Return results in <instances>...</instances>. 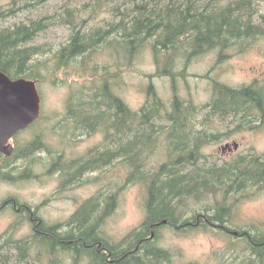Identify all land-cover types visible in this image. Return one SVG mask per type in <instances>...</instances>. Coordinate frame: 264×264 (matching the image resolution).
<instances>
[{"label": "trees", "instance_id": "obj_1", "mask_svg": "<svg viewBox=\"0 0 264 264\" xmlns=\"http://www.w3.org/2000/svg\"><path fill=\"white\" fill-rule=\"evenodd\" d=\"M34 1L35 0H8L5 3H2L0 0V21L9 16H16L21 10L32 6ZM163 1L168 4L171 3L172 0ZM255 1L256 0H231L227 5L217 9L214 13H212L213 11L208 12V10L207 12H201V9L199 10L198 5L195 3L188 7H184L181 2H177L173 7H171V12L176 10L178 11V8H180V11H178L179 13L177 12L176 14H181L183 18H181L179 15H175L172 22H168V19H165L153 27L152 30H149L148 27L143 29L144 23H141L140 21V16L145 11L144 7H138L137 9L128 13L126 17L119 14L117 8H113L111 9L113 16L118 14L121 15V17L118 18V22H115L114 24V30L117 32L122 28L125 30L132 29L133 35L130 36L129 34L128 39L129 37H132V39L134 38L129 42L126 41L125 45L120 40L121 36L118 37V40H115V43L111 49L113 51V56H115L113 59V65L115 67L119 66L120 58L125 57L127 64L130 67L132 65V59L137 55V53L143 50L146 46H149L151 51L154 53V58L156 60L155 74L168 75L171 77V79H174L176 76L174 68L176 67L178 60L181 58L171 57L170 53H166V51L169 49H165V37L170 38L165 40L173 44L171 47L173 52L176 49L188 51V49L192 47L193 43H195V40H197V43H195L196 45L198 44V46H200L202 43H206L205 45H207V47L204 49L210 50L217 47L219 50L237 46L241 51L249 46L253 47L260 39H264V13H258L260 9L256 10L257 8L255 9L252 7ZM206 3L211 5L205 8H212V6L217 5L218 0H206L205 4ZM26 5L28 7H26ZM81 12V9L64 10L61 13H55L54 15H46L30 21L28 20L27 22H19L0 27V71L6 73L13 79L23 77L32 79L36 81V83L45 81L46 74H49V77L54 79V82L55 79L59 81L62 78L57 77L56 71L60 69H69L72 65L75 66L76 71L78 64L83 62L75 61L74 59L76 58L74 57L77 55H81L82 57L83 54L87 53L86 51L89 50L91 54L95 53L94 44L98 42L96 41L97 39L92 37L90 29L84 30L82 28L87 19L82 18ZM96 13L97 8L93 7L92 10L89 11L88 17H92ZM255 16L257 20L253 22L252 18H255ZM52 17L54 20H52ZM46 18H49L51 23L59 22V24L67 25L69 27L68 38L63 43H61L58 48H52L49 44H31L30 47H26L28 42H32L37 34L47 28V25L50 24L46 21ZM179 18L180 20L177 22ZM42 23L45 24L44 27L42 26ZM176 23L185 26L178 28L177 34L172 36L170 31L173 27H175ZM186 24L189 26L188 29H185ZM149 34L151 36L157 35L158 38L154 41H151L149 40L151 38ZM181 37H183V40H179ZM202 38H204L205 41L200 40ZM228 41L231 42L226 43ZM204 49H200L195 52H201ZM220 51L221 50H219V52ZM219 54L221 55V52ZM40 57L45 58L42 65L40 64L42 59ZM91 60L92 57L86 55L87 63ZM46 64L49 67H47ZM90 67L91 69H82L84 77L87 81V85H84L83 83L82 85H78L76 90L69 91L67 101L70 102L75 100L77 93L80 95L84 93V90L82 89L84 87L90 89V92L86 98L94 99L98 97L96 92L100 95V97L107 95V93H112L113 95H111L114 97L115 101L120 103L122 108L126 111V113H128V116L126 119H121V112L119 116H115V118L111 120L110 127L115 128L117 134L119 135L122 130L121 127L124 125L123 122H126L127 139L129 136L138 138V136H135V134L138 133L137 131L141 128L140 125L143 122H145L144 124L148 123L144 118V115L148 112V110L150 111L151 109L158 107V112L161 114V116L163 115L164 117L168 118L166 115L167 113L175 110L176 106H181L177 101L173 103L171 110L165 113L161 109V107H164L163 103L155 99L143 109H141L139 114L130 113L122 100L116 96L112 90H110L111 81L108 83L106 78L97 77V66L95 64H92ZM178 75L185 76V74L182 73ZM203 76L208 77V75ZM113 79H116L115 76ZM256 83L257 81L246 86L231 87L220 81L213 80L212 96L205 106L206 111L204 110V113H206L207 116H210V114L223 116L224 118L220 119L219 121L231 118V123H233V117L235 113L240 111L243 116V121L239 124H234L235 126H233L232 131H239L241 129L246 130L248 126H251L248 122V117L250 115L253 116L258 114V116L264 120V113L262 109L264 107V99L259 97L261 93H264V87H262L263 85L257 86L255 85ZM230 93H234L235 95L240 94L241 100L237 104L230 103V101L226 98L230 97ZM183 108H187L190 114H194L198 111V109L191 102H189L186 107H181L182 110ZM163 109L166 110L165 108ZM253 120L255 121L254 117L251 119V121ZM202 121L204 122L203 119ZM198 123L201 124L202 122L198 121ZM172 129L174 128L172 127ZM183 129L184 128H181V131L179 130V132H177L178 130L175 131V139L177 143V145L175 143L177 146L176 149H174L173 144L170 143V140L163 136L160 139V142L163 143V146L159 147V150H157L158 148L156 149L155 146H152L154 151L152 150L146 152L145 156L141 160H138L139 164L141 163L146 165L152 156L159 157L162 163H157L154 166H151L153 167L151 169H153L154 172L146 170L144 175H137L135 168L137 165V159L134 158L132 160L128 157L127 169L129 173V179L135 177L136 182L144 184L147 193L145 198L146 216L139 226L126 234L120 241H113L107 234L103 232L101 228V220L107 216L106 211L108 210L109 212H112L111 208L115 206V202L113 201L114 197L108 198L105 203H100L101 200L99 197L93 196L87 200H84L79 205L77 210L64 223H60L59 225L45 226L47 234L43 233L41 235L33 232L30 237L25 236L16 238L13 236L12 231L7 230L5 233L0 235V246L9 245L16 247L19 253L17 261L19 262L22 257H24L31 249H33L34 245H37L38 247L40 245L47 246L44 244H48V246L54 245L49 244L53 242H50V240L53 239L59 241L60 244L66 249L71 248L68 246V244H71L72 241H74V238L77 237V232L81 238H84L88 241L89 247H81L79 250H74V253L71 254L73 257L72 264L80 263L81 255L83 253H86L87 258L91 261H100L99 264H107L108 259L111 260V262L118 260L119 255H121V258L124 259L142 255L146 260L143 262V264H148L147 262L150 257H156L159 259L162 258V260H164L166 263L173 264L171 252L164 250L162 247L157 245L154 240L149 241L144 239V237H146L149 232L155 228V224L157 222L160 220L162 221V219L167 217L163 215L169 211L170 208L168 205L173 206L174 210L176 208L178 209L179 203L177 202V197L175 195L186 192L184 194L185 197H195L194 195H197L195 194L196 192L190 190L199 189L201 197H212L224 189L226 191L225 197H223L221 200H214L216 203L213 204L209 209L206 207L201 208V212L204 215L203 217H199L200 225L207 229H210L211 227H219L221 230H227L231 235L233 231H238L237 237L239 238L233 237V235L230 236L227 233L226 234L231 238H234L232 242L236 240L244 241L248 252L251 249L255 255L256 259L254 258V261L262 258L263 252H261V248L259 247L260 244L257 241H254V239L253 243L250 241V229L247 227V225H232L236 214L231 206L227 204V198L229 197L231 189L236 190L234 188L235 185L239 187L243 186V188L247 187L248 185H255V191L264 190V176L260 177L259 180L261 182L263 181L262 184H252L248 181L249 173H252V171L257 168L256 165H260V162H264V153L261 155H255L254 157L250 156V158L253 160V162L250 164L242 163L243 160H246V157L237 156L234 160L226 161L220 170L210 169L211 167H196L193 172L182 176H180L178 169L172 170V174L175 176V178L171 180H165L162 178V172L167 166H171L175 162V154L179 153L181 155L182 159L178 160V164L180 166L185 164L190 167L189 163L192 164L198 162L199 158L203 156L202 151L205 145L207 146L210 143L218 141V138L221 135H227V133H224L217 137H206L204 134L200 133L202 132L201 130L193 129L194 134H196L193 137L188 135V133L185 132V129ZM150 135L151 133L147 135L148 138ZM36 145L37 143L34 142L28 146L34 147ZM181 146H184L188 151H178L180 150L178 148ZM129 151L133 150L131 149ZM157 154L160 155L158 156ZM10 172L11 170L6 172V174H10ZM259 172H264V168L259 169ZM0 173H3L2 169H0ZM239 195L240 197L236 196V202H239L242 200L241 198L244 197V193L242 192L239 193ZM3 203L10 204L15 210L18 208L22 213H29L30 211L33 217V220H30L32 225L37 223L35 217L38 218V220L41 219L37 215V206L35 208H31L30 205L21 203L14 198H7ZM102 205L104 206V210ZM220 208H222V210ZM94 216L95 219L93 220ZM257 226L259 228L258 224ZM57 228H63L65 232L63 236H58L59 238L53 234ZM70 229H72V231ZM96 233L103 239L102 252L105 253L101 254L99 257L92 255L95 254V252L90 253V247L94 243V236H96ZM20 239H24L25 241H20ZM20 243H23V245H20ZM232 248H234V258L232 259L233 263L238 264L236 257L239 255L236 253L235 242L233 243ZM105 249L106 252H104ZM135 251L136 254L133 253ZM131 253L133 255H131ZM84 257L86 256H83L82 258ZM34 258L41 260V255L38 254V256H35ZM48 260V264H54L52 262V260H54L53 258H48Z\"/></svg>", "mask_w": 264, "mask_h": 264}, {"label": "rangeland", "instance_id": "obj_2", "mask_svg": "<svg viewBox=\"0 0 264 264\" xmlns=\"http://www.w3.org/2000/svg\"><path fill=\"white\" fill-rule=\"evenodd\" d=\"M6 1L8 0H1L2 3H5ZM129 1L131 0H45L42 4L37 5L32 9H23L18 12L16 16H9L4 20H1L0 27L23 21L25 22L29 19H36L46 15L49 16L54 15L55 13H61L64 11L65 7L82 10V18L87 19L82 27L84 30H87L94 25L106 27L108 21L111 20L109 19L112 16L111 9L120 8L123 10L124 6L128 5ZM222 2H224V0H218L217 4L221 5ZM93 7L97 8V10L99 9V11L95 16L88 17L89 11H91ZM252 7L255 9L257 8L256 10L260 9L258 13H264V2L262 0H256ZM113 19L114 22L118 21L114 16ZM252 19L253 22L257 20L256 16ZM68 34L69 27L67 25H53L47 30L39 32L34 40L27 45L49 44L52 48H58L59 45L68 38ZM116 35L121 36L122 34L117 31ZM157 38V35H154L151 36L149 40L154 41ZM179 40H183V37ZM229 52H232L233 54L231 53L223 63L216 66V69L213 71L214 74L211 73V71L209 72L211 73V79L217 78L231 86L249 84L255 78L260 81L264 80V39H260L251 50L247 51L246 54H236L234 49ZM152 53L150 47L146 46L132 59V65L130 67L127 64L121 78L111 80L112 92L122 98L129 108L139 107L142 100L145 99V93L148 92L150 86H152L153 90H158L164 99H168V97L172 96L169 76L154 75L153 78L147 76L148 73H154L155 61ZM214 54L215 53L210 50L194 56L193 60L183 70L181 66L184 65V59H179V65H176L175 72L178 74H185V76H176L177 92L184 98L189 97L190 101L197 106L206 103L210 98L211 82L202 79L197 75H204L206 70L211 68L210 65ZM114 57L115 56L110 57L109 59L105 52L98 53L95 58H92L87 64L89 66L95 64L97 66L96 73L99 74V72L103 70L102 68L106 61L113 63ZM74 58H76L74 59L75 61H79L81 55H77ZM70 67L71 68L69 69H60L56 71L57 77L70 76V71H74L75 66L72 65ZM46 76L49 77L50 75L46 74ZM70 80V86H73H71V89L63 84L57 86L52 83L41 84V86L38 84L37 88L40 95V116H43V122H45L48 117H54L56 112L63 110V104L65 100L68 99L69 91L76 90L78 85H82L83 83L84 85H87L85 77L81 78L76 74L73 75V79L70 77ZM82 89L84 90V93L81 95L77 93L75 100L80 99L81 97L84 101L92 100L91 98H86L90 89H87L86 87ZM201 114H203V112L199 113V116L197 117L198 119L199 117L201 118ZM223 121L225 123V121L228 120ZM39 123L40 121H37L29 125L26 129L20 131L19 135L23 134L21 135L23 138H28L30 137L29 135H34L39 129ZM188 125H191L193 129L197 128L193 126V123H189ZM219 127L221 131H228L226 125H219ZM18 136H16V138ZM232 136H234L236 142L240 143L237 148L238 152L234 155H244L246 153L253 154L255 151L263 153L264 127L259 130L250 129L237 131L234 132V135L224 139L218 138L216 143H212L204 148L206 153L211 154L209 158L210 160L217 164H223L224 159H230L231 156H227V154H232L233 150L222 149V147L226 142L231 143ZM99 137L100 135L95 136L96 142L99 140ZM234 155L232 154V156ZM202 161L203 159H199L198 163ZM157 163L161 164L162 161H160L159 157L152 156L145 166L153 168L151 166ZM42 168L41 164L36 163L33 166L34 173H42ZM115 170L116 171L112 175L114 178L112 179H110L108 175V169L105 170L106 172H103L104 175L108 176L105 177V180H109L110 183H116L111 189H118L120 194L117 198L118 202L114 208V212L104 220L102 229L111 239L119 240L143 220L145 215L143 204L146 191L144 184L140 182L125 185L124 182H122L125 172L118 168ZM99 175H101V171L98 169L91 174L92 180L95 176L98 177V179L71 188L70 192H66L64 189H59L56 182L61 180L46 175L22 181H4L0 179V200L8 195H16L22 201L35 204L41 203L50 198V200L46 201L40 208V214L48 222L57 223L67 219L75 211L81 200L87 198L91 194L97 193L100 187H107L105 181L101 179L104 177H99ZM121 176L122 180L120 179ZM82 179L87 180L86 175ZM118 184L122 185L121 190L119 189L120 187H117ZM56 192H58V195L53 196ZM237 197H240V195L238 194ZM241 199L242 200L237 202V208L233 209L236 215L232 225L242 226L257 223L262 229H264V191L260 190L249 198L244 196ZM197 211H202V209H198ZM14 215L16 214L11 208H6L0 211V234L3 233L9 225L15 222L16 218ZM29 226L30 225L27 221L20 220L17 224L16 237L27 235L30 230ZM230 238V236L218 230H199L192 231L189 234H179L169 228H163L160 231V236L156 243L160 247L170 248L174 252L173 254L176 262L179 263L196 261L200 264H234L232 260L234 258V248H232L233 243H236V248L240 250V254L247 253V251L241 249V241L236 240L232 242L234 238ZM4 250H8L11 253V257L13 258L11 262H14L17 257L16 251L9 249ZM60 256L68 258L66 255H62V253H60ZM42 262V264H46V262L48 264V257L46 255L42 257Z\"/></svg>", "mask_w": 264, "mask_h": 264}, {"label": "bare ground", "instance_id": "obj_3", "mask_svg": "<svg viewBox=\"0 0 264 264\" xmlns=\"http://www.w3.org/2000/svg\"><path fill=\"white\" fill-rule=\"evenodd\" d=\"M44 1L45 0H35L34 3L32 4V6L28 7L26 5V7H28L27 9H32V8L36 7L37 5L42 4ZM205 1L206 0H172L171 3L166 4V2L163 0H131L128 2L127 6L126 5L124 6L123 10L120 8H117V9H118L119 14L126 17V15L128 13L137 9L138 7H142V8L144 7L145 11H144V13L141 14L140 21H141V23H144L143 29H145V27H148L149 30H152L153 27H155L158 23L162 22L165 19H168V22H172L175 15H179L181 18H183V16L181 14H176L178 11H180V8H178L179 9L178 11L176 10L174 12H171V10H172L171 7H173L177 2H181L184 7H188V6L195 3L198 5L199 10L201 9V12H205V11L207 12V10H208V12L213 11L212 13H214L217 9L227 5L228 2H230L231 0H224V2H222L221 5L217 4L216 6H212V8H205V7H209L211 5L208 3L205 4ZM262 1L264 2V0H262ZM84 6H86V5H84ZM71 9L77 10L76 8H68V7L64 8L65 11L71 10ZM98 11H99V9L97 10V13H98ZM119 14L116 15V17L120 18L121 15H119ZM109 19H111V20L108 21L106 27L94 25L93 27L88 28L91 31L90 33H92V37L94 39H97L96 41H98V42H96L94 44V52L95 53L91 54L90 50L88 49L89 51H86L87 53H85L87 56L95 58V56L98 53L105 52L109 59H110V57H113V51L111 49L115 43V40L119 39L118 38L119 36L116 35V31L114 30L115 22L113 21L114 20L113 14H112L111 18H109ZM30 20H33V19H29V21ZM52 20H54L53 17H52ZM179 20H180V18L178 19L177 22H179ZM46 21L49 22L50 24H48L49 26L47 25V28H45L43 31L47 30L48 28H50L53 25L59 24V22L51 23V20L49 18H46ZM25 22H27V21H25ZM42 26L44 27L45 24L42 23ZM184 26L185 25L182 26V24L179 25L176 23L175 27H173L172 30L170 31V34L172 36L176 35L178 28H182ZM188 27L189 26L186 24L185 29H188ZM119 32H120V34H122L120 37V40L124 45L126 44V41L129 42L130 40L134 39V38L132 39V37H129V39H128L129 34H130V36L133 35L132 29H126L125 30L122 28V29H120ZM113 37H116V38H113ZM165 39H170V38L165 37ZM165 39H164V44L166 45L165 49H169L168 50L169 52L166 51V53H170L171 57H180L182 60L184 59L183 61H185L186 64H189L193 60L194 56H197L199 54L210 51V49H204L207 47V45H205L206 43H202V45L198 46V44L197 45L195 44V43H197V40H195V43H193L192 47L189 48L188 51H182L181 49H176L173 52V50H171V47L173 44L168 42ZM200 40L205 41L204 38H202ZM229 42H231V41H228L226 43H229ZM28 43H30V42H28ZM27 44H26V47L31 46V44H29V45H27ZM251 48L252 47L249 46V47H247L241 51L239 50V48L237 46L225 48V49H219V50H221L220 51L221 57H220V59H213L210 67L212 68L214 66H218L221 63H223L231 55L232 52L230 53L229 52L230 50L234 49L236 54H239V53H241V54L245 53L246 54L248 50H251ZM200 49H204V50L201 52H195V51L200 50ZM86 55H83L79 59V61L83 62V63L78 64V68L76 71L75 70L70 71V76L69 75L65 76L64 78H62L59 81L55 79V82H54V79H52V78L45 77V80L49 83L54 84V85L63 84L64 86L70 87V82H71L70 77L73 79V75L76 74L78 77L82 78V77H84L82 69H84V68L91 69V67L87 64ZM40 58H42V57H40ZM44 60H45V58L41 59V61H40L41 65L43 64ZM126 64H127V60L125 57L120 58V65L116 66V67L110 61H106L105 65H103V68H102L104 71L101 70L99 72V74L96 73L97 77L98 78H102V77L106 78L108 83L113 79L114 76H115V78H121ZM176 65H179L178 62L176 63ZM47 67H49V66L47 65ZM175 70H176V67L174 68V71ZM209 70L207 69L206 73L204 75H209L210 74ZM177 75H178V73H176V76ZM176 76H175V78H176ZM175 78L170 79V88L172 91L171 97H168V99H164L160 95L158 90H153L151 93L146 92L145 93V95H146L145 99L142 100L138 109H140V110L143 109L145 106H147L151 101H154L155 99H157L158 101H161L163 103V105H164L163 108H165L166 110H164L162 107H161V109L165 113L167 111H170L173 103H175L177 101L179 102V104L181 106H176L175 110L167 113L166 115L168 118L164 117L163 115L161 116V114L158 112V110H159L158 107H155V108L151 109L150 111L148 110V112L146 113L147 115L146 114L144 115V118H145L146 122H148V123L144 124L145 122H143L140 125L141 128L139 127L140 129L137 131L138 133L135 134V136H138V138L137 137L133 138L132 136H129L127 141H126V144L124 145V147H126V149H127V151H126L127 152V160H128V157L132 160L134 158L137 159L136 160L137 165L135 168H136V174L139 176L144 175L146 170L154 172L153 169H151V168H149V167H147L141 163L139 164L138 160H141L145 156L146 152L152 151V150L154 151L152 146H155V148L156 149L158 148L157 150H159L160 149L159 147L163 146V143L160 142V139L163 136H165L167 139H169L170 143L173 144L174 149H176L177 143H176V139H175V134H176L175 131L178 130L177 132H179V130L181 131V128H184L185 132H187L188 135H191L193 137H194V135H196V134H194L193 127L191 125L190 126L188 125L189 123H193L194 127H197L196 129L201 130L202 132H200V133L204 134L206 137H213V136L217 137V136H220V134H221L220 127H219V120L224 118L223 116H216V115H212V114H210V116H207L206 113L203 112V114H201V118L199 117V119H198L197 117L199 116L200 111H197L194 114H190V112H188L187 108L186 109L183 108V110L181 109L182 106H185V107L187 106L188 100L186 98L182 97L177 92V90H176L177 80ZM83 79H81V80H83ZM96 94L98 97L92 99L93 100V106L96 105L97 108H100L103 111L101 113L103 115L105 114V112L110 113L107 115V117L105 119L104 127L106 126L107 129L111 128L110 122H111L112 118H115L114 117L115 113H120L121 111L125 112V113L122 112L120 114L121 115L120 117H121V119H126V117L128 116V113H126V111L122 108V106L120 105V103L118 101H115L114 97L112 96L113 95L112 93H110V94L107 93V95L101 96V97L97 92H96ZM211 95H212V91H211L210 97H211ZM259 97L264 99V93L263 94L261 93L259 95ZM226 98L232 104L233 103L237 104L241 100L240 94L235 95L234 93H230V97L229 98L226 97ZM263 102H264V100H263ZM72 106L76 107L77 104H73ZM262 109H263V113H264V107ZM73 111H76V108H73ZM92 116L93 117H91V118H97V119H98V117H100L99 115H95V114H93ZM248 118H251V115ZM202 119L204 120V122L202 121ZM225 120H228V119H225ZM198 121L202 122V123L199 124ZM242 121H243V116L240 113V111H237L233 117V123L239 124ZM95 122H97V121H95ZM172 127L174 129H172ZM244 130L245 129H241L240 131H244ZM234 132L235 131H232L231 135H234ZM19 133H20V130H17L10 138L14 139V141H16L17 143L26 144L28 142L27 138L21 137V135H23V134L19 135ZM149 133H151V135L148 138L147 135ZM16 136H18V137L16 138ZM232 137H233L232 141H231L232 145L235 147H238L239 143L236 142V140L234 139V136H232ZM175 143H176V145H175ZM120 145H121L120 141H118L117 147L120 148ZM35 147H38V145H36ZM19 149H20L19 146L15 147L16 152H19ZM131 149L133 151H129ZM178 149H180L178 151H188L184 146H181ZM30 153H31V155H33L34 159L38 158V154H37L38 151H30ZM99 154L100 153H98V155ZM259 154H261V153H258L256 151L253 152V156L259 155ZM27 155L25 156V158L27 157ZM188 155H190V154H188ZM228 155L231 156V157L229 156L231 160L235 159V156H232L231 154H227V156ZM203 156H204V159L202 162H200V163L195 162L192 164L189 163L190 167H188L185 164L180 166L178 164V160L182 159L181 155L179 153L175 154V158H176L175 162L171 166H167L163 170L162 178H164L165 180L174 179L175 176L172 174V170H176V169H178V171L180 172V176H182L185 174H189L190 172H193L196 169V167L197 168H210L211 167L210 169H214V170H220L223 167V164H217V163L213 162L212 160H210L209 154L206 153L205 151H203ZM101 159H103V158L99 157L96 160H94L92 165H91L92 168L89 166L86 159H84L82 161V165L80 166L79 171L72 172L69 175L78 174V176H80V174L84 171L86 174L87 181L90 182V181H92L91 174L94 171L100 169V167L102 166V163H101L102 160ZM24 161L25 160L23 157L21 159V161L19 162V165L20 166L23 165ZM252 162H253V160L250 157H246V160L242 161L243 164H250ZM105 163L102 166L103 169L100 170L101 174H102V172L107 170V165H105ZM29 165H30V163H28L27 166L24 168L25 171L28 170ZM263 166H264V162H260V165H256L257 168L254 171H252V173L250 172L248 175V178H249L248 181L249 182H251L252 184H258V183L262 184L263 181L261 182L259 180H260V177L264 176V172H259V169L264 168ZM128 174H129L128 170H126L124 173L123 181L125 183H127L128 185H130L132 183H136L135 177L132 179H129ZM20 175H21V171L15 167L14 169L11 170L9 175H4V174L0 173V179L4 180V181H12L14 179L19 178ZM76 178H74V179H76ZM71 179L72 178H69V180H71ZM197 188H199V187H197ZM234 188L236 190L231 189L230 193H229V197L227 198V204L230 205L232 209L237 208L236 196L239 193L242 192L245 194V196L247 198H249L254 194V190H255L256 186L255 185L254 186L248 185L247 187L243 188V186L239 187V186L235 185ZM197 190H190V191H195L196 192L195 194H197V195H194L195 196L194 198H196L195 202L198 203L199 205H203V203H204V205L207 209H209L212 206L209 204L210 198H211V200H216V199L221 200L223 197L226 196L225 195L226 191L223 189L220 192L216 193L215 196H212V197L210 196V197H208V199L204 200L203 197H201V195L199 193V189H197ZM185 193L186 192H182L180 194L175 193V194H177V195H175L177 197L176 200L179 203L178 209L176 208L174 210L173 206L168 205V207L170 209L168 208L169 211L165 215H163V216H167V217L162 219V221L160 220L159 222H157L155 224V228L152 227L153 229L149 232V234L146 237H144V239H147L149 241H153L155 239L158 240L159 236H160V231L163 228H169V229H171L174 232L179 233V234H189L192 231H199V230L207 231L208 230L207 228H205V227H203L197 223V218L199 216V213L194 208V206L190 202V200L187 197H185V195H184ZM114 202H115V204H117L118 200H114ZM100 203H102V201H100ZM102 208L104 210L103 205H102ZM220 209L222 210V208H220ZM76 210H77V208L75 209V211ZM106 214H107V217L112 215L111 212H109L108 210L106 211ZM94 219H95V216L93 217V220ZM52 224L53 223L48 222L44 217H42L41 219H39L37 221V223L35 225L33 224L31 226L30 234L35 232L37 234L42 235L46 231L45 226H49ZM247 227L250 229V241L253 243V239H254V241H257L260 244L259 247L261 248V252H263V256H262V258L254 261V258H255L254 253L251 251V249L248 252V249L245 246V242L241 241V243H242L241 249L244 251H247V253L240 254V250L238 248H236V253H237V255H239L238 257H236L237 262H238V264H264V229H262L260 227V225H259V228H260L259 229L257 226V223L249 224V225H247ZM73 228L75 229L74 226H73ZM70 230L72 231V229H70ZM223 232L229 234L228 231L225 229L223 230ZM237 232L238 231L232 233L233 237L239 238V237H237V235H238ZM64 233H65L64 229L61 228V229H57L53 234L58 237V236H63ZM76 235H77V237L74 238V241H72L71 244H68V246L71 247L68 249L63 247L59 241L54 240V239L50 240V242L53 241L52 243H49V244H54V245L48 246V244H44L47 246L40 245L39 247L37 245H34L33 249L37 247V251H38L39 255L44 254V253H49V254H47V257L53 258L54 260H52V262L54 264H58V254L59 253H62V255H66V257L70 258V261L72 262L73 257L70 254H73L74 250H79L81 247H84V248L89 247V243L87 240H85L84 238H81L80 235L77 234V232H76ZM229 235L232 236L231 234H229ZM43 236H47V235H43ZM43 240H45V239H43ZM120 240L121 239L115 240V241L118 242ZM20 241H25V240L20 239ZM20 245H23V243H20ZM102 248H103V239L101 238V236H99L96 233V236H94V243L90 247V253L95 252V254H92V255L95 257H99V256H101ZM162 248L168 252H171V254H172L171 259H172V262L174 264H180L179 262H176L175 256L173 254L174 252L170 248H165V247H162ZM4 249L16 251V256L19 257L18 249L16 247H14V246L13 247H7L5 245H1L0 246V264H41V260H38L37 258H32L30 253L33 249H31L29 251V253H27L24 257H22V259L19 260V262L17 261V257L15 258L14 262H11L13 260V258L11 257L12 256L11 253L8 250H4ZM130 251H133V250H130ZM244 251H242V252H244ZM133 253L136 254V251ZM131 255H133V254L131 253ZM83 256L87 257V254L83 253L81 255V257H83ZM121 257L122 256L119 255L118 260H115L113 262L108 261L107 264H143V262L146 261L142 255H138L136 257H129V258H125V259L121 258ZM163 262H164V260H162V258L159 259L156 257H150L148 259L147 263L148 264H163ZM99 263H100V261H96V262L94 260L91 261V264H99ZM78 264H80V263H78ZM189 264H200V263L196 262V261H190Z\"/></svg>", "mask_w": 264, "mask_h": 264}, {"label": "flooded vegetation", "instance_id": "obj_4", "mask_svg": "<svg viewBox=\"0 0 264 264\" xmlns=\"http://www.w3.org/2000/svg\"><path fill=\"white\" fill-rule=\"evenodd\" d=\"M82 99L70 102L66 100L63 104V110L56 112L54 117H48L45 122L41 123L37 133L40 137L38 147H22L16 153L15 141L11 139L13 151L9 156H5L0 152V163H3L8 168L16 167L22 170L28 163H30L28 169L30 166L39 163L43 167L41 171L46 176L54 177L57 180L65 179L68 184L70 182L74 184L85 176L84 171L80 176L78 174L69 175L72 172L79 171L84 159L92 168L93 161L102 157V166L106 162L105 165H107L109 170L110 179L114 178L112 175L116 168L125 172L127 167V149L124 147L127 141L126 122H123L124 125L118 135L115 128L107 129L106 126L104 127L105 119L110 113L105 112L103 115L101 114L103 111L100 108L96 109V105L93 106V100L84 101ZM73 104H77V106L73 107ZM73 108H76V111H73ZM92 113L100 117L98 119L91 118L93 117ZM120 113H115L114 117L119 116ZM96 135H100L97 142L95 141ZM32 140V137L27 138V141ZM118 141L121 144L120 148L117 147ZM30 151H38V158L34 159ZM98 153L100 154L98 155ZM26 155L27 157L25 158ZM22 156L25 161L20 166L19 162L23 158ZM102 166L99 170L103 169ZM34 175L36 177L38 174ZM105 177L108 176L105 175ZM105 177L103 180L105 185L109 187L111 183L109 180H105ZM69 178L72 179L69 180ZM120 179L122 180V176ZM56 183L59 187H63L58 184L59 182ZM24 214L27 216L31 215V213ZM29 219L31 220L30 217ZM44 234L47 233L44 232ZM104 252H106V249ZM101 254L105 253L102 252ZM108 261L111 260L108 259Z\"/></svg>", "mask_w": 264, "mask_h": 264}, {"label": "water", "instance_id": "obj_5", "mask_svg": "<svg viewBox=\"0 0 264 264\" xmlns=\"http://www.w3.org/2000/svg\"><path fill=\"white\" fill-rule=\"evenodd\" d=\"M36 84L25 78L11 79L0 71V151L10 155L9 138L33 122L39 114Z\"/></svg>", "mask_w": 264, "mask_h": 264}]
</instances>
